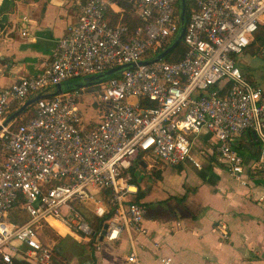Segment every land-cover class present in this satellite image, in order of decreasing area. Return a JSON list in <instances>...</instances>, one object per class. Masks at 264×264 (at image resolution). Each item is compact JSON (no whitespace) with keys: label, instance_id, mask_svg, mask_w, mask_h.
Here are the masks:
<instances>
[{"label":"built area","instance_id":"2783aa9c","mask_svg":"<svg viewBox=\"0 0 264 264\" xmlns=\"http://www.w3.org/2000/svg\"><path fill=\"white\" fill-rule=\"evenodd\" d=\"M76 1L80 16L66 27L43 72L0 87V125L14 104L43 94L31 116L0 132L7 154L0 163L3 264H15L18 257L51 264L52 247L39 231L49 218L87 240L113 241L131 229L146 233L145 207L134 201L138 186L130 168L140 154L201 168L193 145L204 129L219 160L242 185L250 172L264 175V90L244 76L235 59L264 27V0H186L183 55L169 61L172 51L149 63L141 62L168 48L180 32V0ZM122 3L131 7L133 24L108 20L109 10ZM22 35L28 36L27 28ZM132 63L95 84L49 93L57 84ZM84 100L96 108L98 122L85 118ZM247 130L261 143L251 164L238 149ZM91 188L105 190L106 197L95 196ZM20 200L29 217L24 223L9 217ZM84 201L94 204L98 217L114 210L105 234L96 232L77 207ZM128 261H137L134 251ZM161 262L177 264L168 256Z\"/></svg>","mask_w":264,"mask_h":264},{"label":"crops","instance_id":"0c3cea01","mask_svg":"<svg viewBox=\"0 0 264 264\" xmlns=\"http://www.w3.org/2000/svg\"><path fill=\"white\" fill-rule=\"evenodd\" d=\"M80 11L76 0H0V87L41 74ZM23 15L29 17L28 22L22 21ZM122 16V8L107 13L113 24ZM22 28H27L28 36L22 35ZM252 40L235 59L244 76L264 90V48ZM89 120L98 122L97 112ZM255 141V134L247 130L240 151L246 164L257 158ZM193 154L201 168L192 162L173 166L142 158L145 170H136L143 175L146 233L124 230L113 241L98 238L92 242L59 220L44 221L58 236L47 243L41 235L52 247L51 264H163L161 258L166 256L177 264H264V175L250 172L248 184L242 185L219 160L206 129L194 137ZM158 162L160 177L155 174L144 182L146 169ZM98 196L106 197L101 191ZM77 207L85 217L84 211H92L94 204L84 201ZM11 220L19 222L17 215ZM133 251L136 262L128 261Z\"/></svg>","mask_w":264,"mask_h":264},{"label":"trees","instance_id":"16d2710c","mask_svg":"<svg viewBox=\"0 0 264 264\" xmlns=\"http://www.w3.org/2000/svg\"><path fill=\"white\" fill-rule=\"evenodd\" d=\"M121 6H122L121 8H122L123 16H122L120 22L125 23V24H129V25L133 24L132 17H131V7L127 4H124V3H122ZM119 17H120V15H119ZM186 17H187V19L189 17L188 10H187V16ZM135 23L136 22H134V25H135ZM254 38L258 42L259 46L261 48H264V27L260 28V30L255 34ZM184 50H185L184 46H183L182 42H180L179 45L173 50V53L170 54L166 59L169 61L179 59L183 55ZM19 107H20V105L15 104L13 106L12 110H10V112L8 113V116L10 114H12L13 112H15ZM34 107H35V104L28 106L26 108V110L21 114V116L13 121V126L16 127L18 124L23 123L29 116H31L34 113V109H35ZM254 144L257 147L256 152L254 154H256L258 156L259 151H260V147H261V143L255 141ZM243 148L244 147L240 143V145L238 146L239 151H242ZM251 150L253 151V149H251ZM6 155H7L6 152L3 150L2 162H0V163H3L6 160ZM142 158H143V156H142V154H140L139 157L135 160L133 166L130 168V172L133 175L132 181L139 185L138 193H137L136 197L134 198V201H136L138 203H141V199H143V197L145 196L143 190H141V187H140V180L143 178V175L138 170H136L137 167L138 168L140 167L141 170H145V168L142 165ZM156 174L158 175V177H160V171H157ZM101 192H103L104 195L106 196L105 190H102ZM22 201L23 200H20L19 202H17L15 204V207L21 209ZM113 213H114V210L112 208H110L108 210V212L103 217H95L94 219L91 220L90 224L94 227V230L96 232H100L104 228V225L106 224V222L113 216ZM95 240H96V237H92L90 241L93 242ZM14 263L15 264H29L25 260H20L18 258H14ZM0 264H3L1 257H0Z\"/></svg>","mask_w":264,"mask_h":264},{"label":"water","instance_id":"95a60500","mask_svg":"<svg viewBox=\"0 0 264 264\" xmlns=\"http://www.w3.org/2000/svg\"><path fill=\"white\" fill-rule=\"evenodd\" d=\"M180 16H181V29H180V32H179L177 38L174 40V42L168 48H166L164 51H162L160 54H158L157 56H155V57H153L151 59H148V60H144L141 63H149V62H153V61L162 59L166 55H168L170 52H172L179 45V43L181 42V39H182V37L184 35V32H185V25H186V0H180ZM132 65H134V64L132 63V64L123 65V66H118V67L111 68L109 70L100 72L98 74L85 77V78L80 79V80L69 81V82H64V83H61V84H57L55 86V91H54L53 94H60V93H62L65 90H72V89L78 88L80 86L95 84L97 82H100V81H102L104 79L109 78L110 76H112L114 74L119 73L120 71H122L126 67H129V66H132ZM42 97H43V94H38V95L34 96L33 98L28 99L25 103H23L15 112L10 114L5 119V121L3 122V125H0V132H1L3 126L8 125L12 121H14L18 117H20L21 114L26 110V108L28 106H30L32 104H35L37 102V100L42 98ZM107 227H108V224H105L104 228H103V234L106 233ZM102 238L103 237H101V239Z\"/></svg>","mask_w":264,"mask_h":264},{"label":"rangeland","instance_id":"374dc122","mask_svg":"<svg viewBox=\"0 0 264 264\" xmlns=\"http://www.w3.org/2000/svg\"><path fill=\"white\" fill-rule=\"evenodd\" d=\"M81 79H83V78H81ZM78 80H80V79H78ZM73 81H75V80H73ZM85 101L86 100H84V103L81 104V107L83 109V112L85 113V118L88 120V119L92 118L93 115H96L97 110H96V108L94 106H91L88 103H85ZM2 156H3V145H2V141H0V162H2ZM150 161H152V160H150ZM159 164H160V162L155 163V165L152 168H150L149 170L146 169V171L148 173L145 175L146 176L145 179H143L144 182H146L147 178H150V177L152 179L154 178V175L156 174V172H157V170H158V168L160 166ZM89 192L94 194L95 196H98L99 193H100V189L91 188V189H89ZM84 212H85L84 214H86V216H87V217L85 216L87 218V219L86 218L85 219L88 222H91L92 219H94L95 217H98V216H96L94 214L93 210L90 211L88 209V210H85ZM13 215H17L18 216V220H19L20 223H24V222H26L29 219L28 215L23 210H21L19 208H15L11 212L10 219H12ZM93 229H94V227H93ZM39 231L41 232L42 239L45 242H47V243H48V240H50V239H55V238L57 239L58 238V236H56L55 234L50 232V230L47 228L46 224H42L40 226V228H39ZM95 241H97V238H96Z\"/></svg>","mask_w":264,"mask_h":264}]
</instances>
